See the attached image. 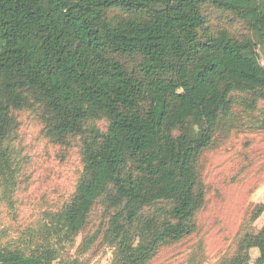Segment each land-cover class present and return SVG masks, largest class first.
I'll return each instance as SVG.
<instances>
[{
  "label": "trees",
  "instance_id": "1",
  "mask_svg": "<svg viewBox=\"0 0 264 264\" xmlns=\"http://www.w3.org/2000/svg\"><path fill=\"white\" fill-rule=\"evenodd\" d=\"M207 6L252 22L264 46V0H0V162L15 110L39 107L61 144L90 119L108 122L84 141L83 175L58 219L75 235L102 202L115 213L114 264H149L196 232L198 161L231 95L264 93L257 44L209 33ZM251 249L264 264V227L223 264H248ZM53 259L0 246V264Z\"/></svg>",
  "mask_w": 264,
  "mask_h": 264
},
{
  "label": "rangeland",
  "instance_id": "2",
  "mask_svg": "<svg viewBox=\"0 0 264 264\" xmlns=\"http://www.w3.org/2000/svg\"><path fill=\"white\" fill-rule=\"evenodd\" d=\"M204 14L209 33L257 44L264 64L252 22L213 6ZM230 99L212 146L198 161L206 203L196 215V232L162 247L149 264H223L237 254L246 234L264 227V211L258 213L264 206V93L235 92ZM13 115L16 128L4 144L7 163L0 162V246L26 254L51 249L52 264H114L115 213L102 202L75 235H67L58 219L82 178L84 141L106 132L108 122L90 119L84 135L61 144L47 135L39 107ZM257 252L250 250L248 264H257Z\"/></svg>",
  "mask_w": 264,
  "mask_h": 264
},
{
  "label": "crops",
  "instance_id": "3",
  "mask_svg": "<svg viewBox=\"0 0 264 264\" xmlns=\"http://www.w3.org/2000/svg\"><path fill=\"white\" fill-rule=\"evenodd\" d=\"M257 253H258V252H257ZM258 257H259V256H257V258H256V259H258Z\"/></svg>",
  "mask_w": 264,
  "mask_h": 264
}]
</instances>
